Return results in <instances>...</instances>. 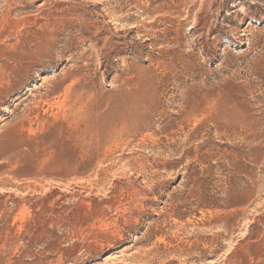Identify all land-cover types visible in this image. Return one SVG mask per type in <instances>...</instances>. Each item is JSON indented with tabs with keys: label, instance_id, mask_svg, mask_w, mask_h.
<instances>
[{
	"label": "rangeland",
	"instance_id": "rangeland-1",
	"mask_svg": "<svg viewBox=\"0 0 264 264\" xmlns=\"http://www.w3.org/2000/svg\"><path fill=\"white\" fill-rule=\"evenodd\" d=\"M0 264H264V0H0Z\"/></svg>",
	"mask_w": 264,
	"mask_h": 264
},
{
	"label": "bare ground",
	"instance_id": "bare-ground-1",
	"mask_svg": "<svg viewBox=\"0 0 264 264\" xmlns=\"http://www.w3.org/2000/svg\"><path fill=\"white\" fill-rule=\"evenodd\" d=\"M209 107V106H208Z\"/></svg>",
	"mask_w": 264,
	"mask_h": 264
}]
</instances>
